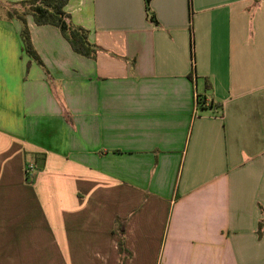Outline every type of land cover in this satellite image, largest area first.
Returning a JSON list of instances; mask_svg holds the SVG:
<instances>
[{"label":"crops","instance_id":"crops-1","mask_svg":"<svg viewBox=\"0 0 264 264\" xmlns=\"http://www.w3.org/2000/svg\"><path fill=\"white\" fill-rule=\"evenodd\" d=\"M67 4H0V264H264V0Z\"/></svg>","mask_w":264,"mask_h":264},{"label":"trees","instance_id":"trees-1","mask_svg":"<svg viewBox=\"0 0 264 264\" xmlns=\"http://www.w3.org/2000/svg\"><path fill=\"white\" fill-rule=\"evenodd\" d=\"M145 1L147 12L148 14H150V0ZM67 3L68 0H25L21 1L19 4L22 6H26L27 8L22 10H8L7 13L9 17L15 16L23 23L21 37L23 40L25 51L28 55L35 58L37 61H40V58L38 57L32 45L30 30L28 26L29 23H27L26 19V16L29 14L33 16L35 22L39 25L50 24L57 27L59 26L63 35L69 41L72 49L75 52H78L87 57L96 56L97 48L95 44L90 43L88 30L71 22V15L66 10V6L68 5ZM206 103V97H201L200 107H206ZM261 233L262 232L259 231V234ZM119 247L121 252H127L123 240L120 241Z\"/></svg>","mask_w":264,"mask_h":264},{"label":"built area","instance_id":"built-area-1","mask_svg":"<svg viewBox=\"0 0 264 264\" xmlns=\"http://www.w3.org/2000/svg\"><path fill=\"white\" fill-rule=\"evenodd\" d=\"M200 99H201L200 95L198 93L195 94V98H194L195 109L200 108ZM206 105H209V101L208 100H207ZM35 172H36V167H35L34 163L27 164V167H26L27 177L32 179L34 177V175H35Z\"/></svg>","mask_w":264,"mask_h":264},{"label":"rangeland","instance_id":"rangeland-1","mask_svg":"<svg viewBox=\"0 0 264 264\" xmlns=\"http://www.w3.org/2000/svg\"><path fill=\"white\" fill-rule=\"evenodd\" d=\"M0 4L1 5H3L4 6V9H6V8H10L11 7V9H18V10H20V8H12L13 7V5L11 4V3H9V2H7V1H5V0H0ZM2 6H0V8H1ZM6 12V11H5ZM4 11L2 12V13H5ZM0 13H1V10H0Z\"/></svg>","mask_w":264,"mask_h":264}]
</instances>
